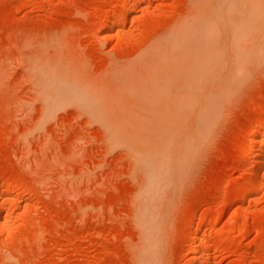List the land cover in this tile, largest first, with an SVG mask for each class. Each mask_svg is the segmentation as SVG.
Segmentation results:
<instances>
[{"label":"rangeland","instance_id":"rangeland-1","mask_svg":"<svg viewBox=\"0 0 264 264\" xmlns=\"http://www.w3.org/2000/svg\"><path fill=\"white\" fill-rule=\"evenodd\" d=\"M263 121L264 0H0V264H264Z\"/></svg>","mask_w":264,"mask_h":264},{"label":"bare ground","instance_id":"bare-ground-1","mask_svg":"<svg viewBox=\"0 0 264 264\" xmlns=\"http://www.w3.org/2000/svg\"><path fill=\"white\" fill-rule=\"evenodd\" d=\"M117 31H119V30H117ZM120 31H121V30H120ZM120 31H119V33H120ZM158 50H161V49H158ZM159 53H160V52H159ZM156 56H157V54H156ZM147 57H148V56H147ZM156 58H157V57H156ZM151 59H152V58H151ZM153 60H154V59H153ZM148 63H149V62H148ZM115 71H116V70H115ZM263 122H264V121H263ZM261 127H262V132L264 133V123H263V126H261ZM244 151H245V147H243L242 150H241L242 154H244ZM256 153H257V152H256ZM252 154H253V155H256V154H255V151H254ZM253 155H252V156H253ZM242 156H243V155H242ZM257 173H258V171H257ZM256 175H257V174H256ZM258 184H259V183H258ZM258 184H257V186L255 187V188H256V191H258V189L261 187L260 184H259V185H258ZM252 193H253V192H252ZM252 193H251V194H252ZM243 216H244V215H243ZM242 219H243V217H242ZM238 220H239V219H238ZM242 222H243V220H242ZM240 224L242 225V223H240V222H238V224H236V225H237L236 229L240 230V228H241V225H240ZM242 226H243V225H242Z\"/></svg>","mask_w":264,"mask_h":264}]
</instances>
